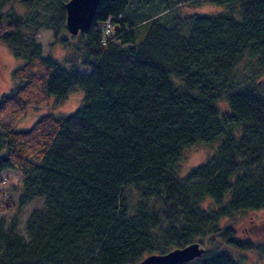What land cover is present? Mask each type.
Wrapping results in <instances>:
<instances>
[{
  "label": "trees",
  "instance_id": "trees-1",
  "mask_svg": "<svg viewBox=\"0 0 264 264\" xmlns=\"http://www.w3.org/2000/svg\"><path fill=\"white\" fill-rule=\"evenodd\" d=\"M67 1L0 0V42L22 60L0 96V184L19 174L18 211L41 199L24 235L0 221V264H136L193 242L184 264H241L212 245L253 249L218 223L264 208V0H100L76 35ZM203 1L220 10L180 14ZM75 88L72 113L11 126ZM195 145L211 155L180 175Z\"/></svg>",
  "mask_w": 264,
  "mask_h": 264
},
{
  "label": "rangeland",
  "instance_id": "rangeland-1",
  "mask_svg": "<svg viewBox=\"0 0 264 264\" xmlns=\"http://www.w3.org/2000/svg\"><path fill=\"white\" fill-rule=\"evenodd\" d=\"M8 6L5 7V9ZM181 15L188 14H214L220 9L206 1L196 4H183L179 8ZM36 41L41 45L43 55H50L62 60L65 52L57 44L53 43L50 31L42 30L36 36ZM22 60L15 58L10 49L0 42V96L8 94L13 88L15 82L11 77L13 69L20 66ZM80 73H88L86 67H79ZM83 92L80 89H72L67 96L57 105H42L38 108L29 106L25 108L24 114L11 123V126L17 130H26L34 122L46 115L66 116L72 113L81 105ZM221 110L226 111V105L219 103ZM212 147L195 145L187 148L182 153L179 161L180 175H183L190 169L204 161L211 155ZM3 183L0 184V221L9 224L14 216L17 217V232L24 235L23 225L30 213L35 209L41 208V199L24 206L20 211L17 210L16 202L21 191L20 176L15 171H4L2 174ZM207 203L203 205L207 208ZM219 227H229L232 229L233 236L241 241L251 244V250H238L225 245L222 241L216 240L212 246L220 251L227 252L232 258L241 264H264V254L259 250L264 247V208L259 210L237 211L228 218H223L218 223ZM202 246V245H201ZM202 247H206L202 246Z\"/></svg>",
  "mask_w": 264,
  "mask_h": 264
},
{
  "label": "water",
  "instance_id": "water-1",
  "mask_svg": "<svg viewBox=\"0 0 264 264\" xmlns=\"http://www.w3.org/2000/svg\"><path fill=\"white\" fill-rule=\"evenodd\" d=\"M100 0H68L65 7V29L71 35L85 32L91 23ZM204 249L197 242L164 254H150L136 264H184L202 255Z\"/></svg>",
  "mask_w": 264,
  "mask_h": 264
},
{
  "label": "built area",
  "instance_id": "built-area-1",
  "mask_svg": "<svg viewBox=\"0 0 264 264\" xmlns=\"http://www.w3.org/2000/svg\"><path fill=\"white\" fill-rule=\"evenodd\" d=\"M108 26H109V25L106 24L105 27H104L106 32H109Z\"/></svg>",
  "mask_w": 264,
  "mask_h": 264
}]
</instances>
